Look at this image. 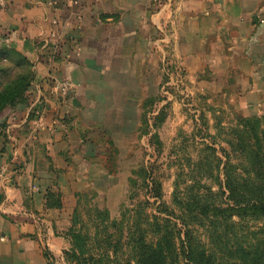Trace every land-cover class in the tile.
<instances>
[{
  "label": "crops",
  "instance_id": "0c3cea01",
  "mask_svg": "<svg viewBox=\"0 0 264 264\" xmlns=\"http://www.w3.org/2000/svg\"><path fill=\"white\" fill-rule=\"evenodd\" d=\"M6 45L33 64L34 81L0 135V264H45L66 202L109 143L138 131L165 64L264 115V0H0Z\"/></svg>",
  "mask_w": 264,
  "mask_h": 264
},
{
  "label": "rangeland",
  "instance_id": "374dc122",
  "mask_svg": "<svg viewBox=\"0 0 264 264\" xmlns=\"http://www.w3.org/2000/svg\"><path fill=\"white\" fill-rule=\"evenodd\" d=\"M23 58L10 45L0 47V135L8 131L14 100L26 93L30 67ZM185 74L177 64H165L160 90L155 86L146 100L138 131L116 142L119 147L109 143L97 169L91 167L88 185L66 202L54 227L58 246L42 251L45 264H80L83 253L88 264H135V230L155 242L169 228L182 241L189 236L194 245L214 249L205 217L233 206L226 165L229 160L231 171H244L247 164L239 156L248 149L238 145L242 121H258L264 131V115L245 116L220 96L198 91ZM203 195L213 208L192 202ZM51 206L60 208V199ZM228 215H233L232 243H249L263 229L262 220L242 221L236 210Z\"/></svg>",
  "mask_w": 264,
  "mask_h": 264
},
{
  "label": "trees",
  "instance_id": "16d2710c",
  "mask_svg": "<svg viewBox=\"0 0 264 264\" xmlns=\"http://www.w3.org/2000/svg\"><path fill=\"white\" fill-rule=\"evenodd\" d=\"M23 59L30 67V74L25 88L26 93L18 100H14V110L28 103L29 91L34 81L33 64L25 56ZM253 125L257 128L249 129ZM242 127L244 137H241L238 145L240 147L246 145L248 150L242 151L239 158L247 165L244 171L238 173L229 169L228 160L225 172V188L229 194L228 200L233 206L229 204L226 208L218 207L213 211L218 216L205 217L208 218L206 221L210 227L209 240L214 249L208 251L194 245L189 236L182 241L169 228L161 231L155 242H148L145 233L135 230L132 237L135 264H179L182 259L187 264H264V131H260L258 121H242ZM209 192L213 195L211 191ZM203 197L204 200L199 197L192 202L197 203L203 210L213 208L208 198L205 195ZM233 210H236V216L242 218V221H246L247 218L255 222L263 221L262 231L254 233V239L249 243H243V239L242 241L237 239L232 243L229 237L228 231L232 229L234 222L233 215L228 213ZM229 244H232V249L229 248ZM78 263L88 264L84 253L78 259Z\"/></svg>",
  "mask_w": 264,
  "mask_h": 264
},
{
  "label": "built area",
  "instance_id": "2783aa9c",
  "mask_svg": "<svg viewBox=\"0 0 264 264\" xmlns=\"http://www.w3.org/2000/svg\"><path fill=\"white\" fill-rule=\"evenodd\" d=\"M58 90L61 92V94L64 97H67L72 91V85H71L70 82L65 81V82L59 84ZM0 179L7 180L5 175H4V173L2 171L0 172Z\"/></svg>",
  "mask_w": 264,
  "mask_h": 264
}]
</instances>
